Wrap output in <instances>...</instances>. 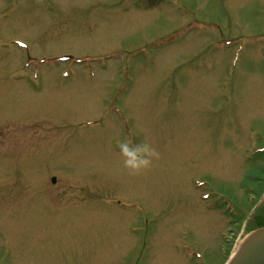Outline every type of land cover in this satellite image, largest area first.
Instances as JSON below:
<instances>
[{
	"label": "rangeland",
	"instance_id": "rangeland-1",
	"mask_svg": "<svg viewBox=\"0 0 264 264\" xmlns=\"http://www.w3.org/2000/svg\"><path fill=\"white\" fill-rule=\"evenodd\" d=\"M261 229L264 0H0V264H226Z\"/></svg>",
	"mask_w": 264,
	"mask_h": 264
},
{
	"label": "clouds",
	"instance_id": "clouds-1",
	"mask_svg": "<svg viewBox=\"0 0 264 264\" xmlns=\"http://www.w3.org/2000/svg\"><path fill=\"white\" fill-rule=\"evenodd\" d=\"M117 147L122 166L130 175H140L151 170L154 162L160 158V153L146 140L136 142L128 138L118 139Z\"/></svg>",
	"mask_w": 264,
	"mask_h": 264
},
{
	"label": "water",
	"instance_id": "water-1",
	"mask_svg": "<svg viewBox=\"0 0 264 264\" xmlns=\"http://www.w3.org/2000/svg\"><path fill=\"white\" fill-rule=\"evenodd\" d=\"M228 264H264V229L249 237Z\"/></svg>",
	"mask_w": 264,
	"mask_h": 264
}]
</instances>
